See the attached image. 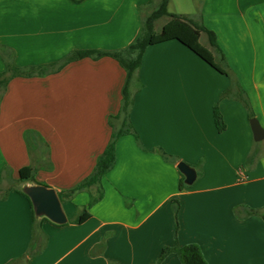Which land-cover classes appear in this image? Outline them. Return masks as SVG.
Listing matches in <instances>:
<instances>
[{
	"label": "crops",
	"instance_id": "0c3cea01",
	"mask_svg": "<svg viewBox=\"0 0 264 264\" xmlns=\"http://www.w3.org/2000/svg\"><path fill=\"white\" fill-rule=\"evenodd\" d=\"M192 1L195 9L168 10L214 32L264 129V0ZM159 3L0 0V73L8 63L58 65L75 51L122 49ZM168 20L159 18L155 30ZM201 42L223 60L207 33ZM126 75L112 56H85L46 74L15 76L0 88V264H182L175 252L159 257L166 246L191 243L208 264H264V215L249 214L264 211V137L255 139L253 117L240 100L222 97L231 77L177 39L149 45L142 55V88L131 110L141 145L133 134L118 138L115 165L102 177L104 196L91 216L74 221L90 202L86 190L62 202L64 224L33 216L23 185L64 191L94 170ZM201 159L202 174L180 188L178 163L198 174ZM26 165L37 169L34 180L22 182Z\"/></svg>",
	"mask_w": 264,
	"mask_h": 264
},
{
	"label": "trees",
	"instance_id": "16d2710c",
	"mask_svg": "<svg viewBox=\"0 0 264 264\" xmlns=\"http://www.w3.org/2000/svg\"><path fill=\"white\" fill-rule=\"evenodd\" d=\"M169 1L170 0H160L158 7L143 18L140 31L134 40L122 49L113 51L103 49L75 51L69 54L64 59V61L58 65L32 66L29 68H23L18 67L13 63H8L7 71L0 73V88L4 89L10 79L15 76L46 74L51 71L59 70L66 62L85 56L98 58L104 55H109L120 61V63L125 68L127 75L122 89L121 106L118 113L116 115H111L109 118V122L113 130L105 150L99 156L94 170L90 175L84 178L76 187L64 191H58V195L62 202L72 199L74 195L80 191L86 190L90 193V202L88 206L82 209L80 214L74 219L75 222H82L88 219L91 216L89 209L103 198L104 187L102 185V177L115 165L116 143L118 138L125 134H133L136 137L138 143L141 145L140 137L137 131L134 129L131 121V110L134 103L135 93L142 88V82L139 77V69L141 66L142 55L149 45L164 42L170 39H177L185 44L218 71L232 78L231 87L223 91L222 97H230L240 100L246 106L250 117H253V110L250 100L246 95L245 90L242 88L240 82L224 64L225 55L216 41L214 32L208 30L203 24L196 23L186 16L170 12L168 10ZM164 16L169 17L168 22L162 27L160 31H156L155 22ZM203 32L207 33L211 45L214 47V50L220 54L223 59L222 61H218L215 52L201 42V36ZM214 118L218 130H225L226 123L217 104L214 107ZM26 139L28 141V145L32 147L34 143L31 141L29 132L26 133ZM156 150L160 152L165 159L169 160L171 158L164 149L156 148ZM203 163V159H201L198 163L199 176L202 174ZM36 169L37 168L33 165H26L22 167L19 172L20 181L23 182L25 180H34ZM184 178L185 177L182 174L180 179V188L187 186ZM8 191L9 188L3 194L4 197L7 195ZM21 192L30 201L32 213L35 217V211L29 195H27L23 190H21ZM177 212L178 207L176 206V233L178 230ZM249 214L264 215V211H261L260 209H252ZM43 219L51 221L47 217H43ZM170 252H175L180 258L182 264H208L197 244L191 243L183 246L175 245L173 247L166 246L161 252L159 261H162Z\"/></svg>",
	"mask_w": 264,
	"mask_h": 264
},
{
	"label": "water",
	"instance_id": "95a60500",
	"mask_svg": "<svg viewBox=\"0 0 264 264\" xmlns=\"http://www.w3.org/2000/svg\"><path fill=\"white\" fill-rule=\"evenodd\" d=\"M251 127L256 140L264 137V129L260 125L256 117L250 119ZM178 168L184 175L186 184H192L196 180L198 174L195 167L185 161L178 163ZM22 190L29 195L35 214L40 217H47L54 223L64 224L68 221V217L64 211L62 201L55 188L49 187L41 183L25 184Z\"/></svg>",
	"mask_w": 264,
	"mask_h": 264
},
{
	"label": "rangeland",
	"instance_id": "374dc122",
	"mask_svg": "<svg viewBox=\"0 0 264 264\" xmlns=\"http://www.w3.org/2000/svg\"><path fill=\"white\" fill-rule=\"evenodd\" d=\"M189 8L195 9V3L192 0H173L172 4L168 7L171 11L187 10ZM203 42H206L205 38ZM230 80L232 82V78H230Z\"/></svg>",
	"mask_w": 264,
	"mask_h": 264
}]
</instances>
